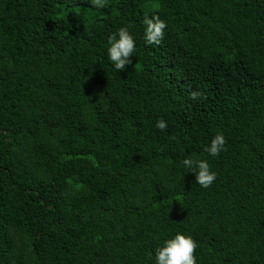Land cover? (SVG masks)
<instances>
[{
  "label": "trees",
  "instance_id": "trees-1",
  "mask_svg": "<svg viewBox=\"0 0 264 264\" xmlns=\"http://www.w3.org/2000/svg\"><path fill=\"white\" fill-rule=\"evenodd\" d=\"M177 231L197 264H264V0H0V264H154Z\"/></svg>",
  "mask_w": 264,
  "mask_h": 264
},
{
  "label": "clouds",
  "instance_id": "clouds-1",
  "mask_svg": "<svg viewBox=\"0 0 264 264\" xmlns=\"http://www.w3.org/2000/svg\"><path fill=\"white\" fill-rule=\"evenodd\" d=\"M91 4L94 8L101 9L105 7L106 0H91ZM142 23L145 44H160L167 28L166 21L158 15H145ZM135 51L136 43L127 26L120 27L107 36L106 55L116 72L124 71L132 64ZM191 98L193 100L201 98L200 93L192 92ZM167 126V122L162 118L155 123V127L161 131ZM225 145L224 135L217 133L204 146V151L215 158L226 150ZM177 166L183 170L184 174L192 173L195 184L204 189L211 187L217 178V173L210 168L209 162L205 159L186 156L178 162ZM197 247V242L191 235L177 231L163 239L160 246L155 249L154 264H197V258L194 255Z\"/></svg>",
  "mask_w": 264,
  "mask_h": 264
}]
</instances>
